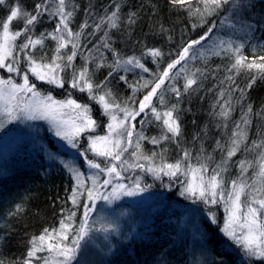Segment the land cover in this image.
I'll list each match as a JSON object with an SVG mask.
<instances>
[{"label":"snow or ice","instance_id":"1","mask_svg":"<svg viewBox=\"0 0 264 264\" xmlns=\"http://www.w3.org/2000/svg\"><path fill=\"white\" fill-rule=\"evenodd\" d=\"M5 3L6 0H0V5ZM171 3L188 7L193 14L201 18L202 22H206V16L216 15L225 5L232 4L231 14H226L221 20L222 27L237 31L239 30L238 25L247 27L250 31L254 27L247 21L234 18L239 15L242 9L248 7L243 3V0H200L203 5L202 9H191L192 0H171ZM69 4L70 0H56L55 6L50 7L49 0H41L32 11L16 5L10 8L6 18L0 19V69H6L8 73H15L22 78V83H17L11 77L7 79L0 77V117L7 118L6 121H0V130H3L5 123L22 118L36 119L39 114L40 118H50L57 125V136L66 140L72 148H79L78 137L80 134L93 131L96 128L97 123L88 115L90 110L87 105H81L74 99L57 101L51 95L41 97L36 84L29 80V72L40 81H46L63 88L65 80L60 76V72L72 68L71 86L80 91L87 90L93 99H97L103 105L105 114L111 118V122L107 125L108 134L89 136V147L85 153H81L87 162V167L97 170L89 177L92 181L91 186H86L84 173L72 165H65L76 179V186L70 197L72 204L80 207L79 198L81 197L88 201L82 206L81 222L76 225L74 222L75 212H69L68 216L61 220L59 228L44 229L42 234L30 240V248L23 264H33L34 260H42L43 264H78L94 230L118 232L114 224L101 223L100 228L95 229L90 214L96 210V201L103 200L111 204L122 196H135L150 187V185L141 187L139 178L133 182L132 186L113 183L114 180L122 178L123 171L133 168L145 169V165L139 163L140 160L151 162L158 155L153 153L151 157L147 156L144 153L142 141L150 140L152 144H160L163 141L176 140L182 136L177 105H167L164 95L167 91L173 92L176 97L182 95L180 89L175 86L165 87L166 81L174 82L175 78L187 67V63H185L173 73V69H176L177 65L201 57L207 59L209 55L220 56L222 53H231L234 62L228 69L230 72L235 71L237 75L241 71L255 73L249 81L248 88H251L257 78L264 79V56H253L251 59L244 56L241 51L244 47L243 43L236 44L230 38L218 37L213 47L203 50L195 49L197 45L203 48L202 42L208 40L213 29L216 28V24L213 22L208 32L197 39L190 40L178 53L177 58L168 63L155 80L144 82L141 87L149 90L141 100L136 102L129 98V100L118 102L112 95L111 89H105L103 83H94L93 73L87 66L95 59L97 68L104 67V58L93 57L89 53L83 66L79 69L74 67L73 62L78 55L81 38L85 29L90 25L85 20L79 26V30L74 32L71 23L77 6L73 5L72 9L68 10ZM46 14L49 17H58L59 22L52 32H42L36 36L35 28ZM134 16L135 13L129 14L128 23H135ZM14 20L22 22L23 26L13 28ZM120 20V5L117 4L110 14L100 18V22L94 25V29L100 31L101 26L105 24L109 31L119 28ZM21 36L24 37V40L17 43ZM49 39L56 43L52 56L47 61L45 60L46 53L37 58L34 55L36 49L38 47L43 49L45 41ZM101 39L102 47L109 49L114 54L113 62L107 65L111 69L108 73L109 77L120 69L130 71L132 68H140L145 72L149 71L136 56L121 58L120 54L112 48L107 31ZM69 45H71L70 49ZM65 49L68 51H63ZM20 54H23L26 70H22L20 67ZM145 54L153 58L163 56L159 49H147ZM197 73L203 75L202 69L196 68L191 74L185 75L184 92L197 85L200 78ZM120 79L127 82L124 76H121ZM227 79L233 80L232 77H227ZM97 90H102L103 94L95 95ZM136 90L138 89H134V92ZM29 93L33 101L36 99L41 101L39 105L28 102ZM154 98L156 103H154ZM220 98L224 99L223 92L220 93ZM157 104L164 106V109L158 108ZM64 108H71L76 112L73 121L62 119L65 113H62L61 109ZM146 110L150 111L154 121L161 122L162 132L159 138H149L144 135L142 130L137 132L136 124L132 123L138 116L145 114ZM117 112L123 113V118H118ZM231 112L230 101L225 100L217 115L225 121L221 126L225 129L226 138L218 139L213 149V153L217 150L220 152L219 161H216L214 154L207 153L201 145L196 156L192 155L191 150L182 148V155L174 163L162 162L159 166H149L147 171L151 172L156 179H162L161 173L169 178L183 176V191L180 195L192 200L193 203L198 201L205 204L223 202L228 214L221 229L223 234L234 244L240 246L245 257L264 260V132L258 134L259 139L251 140L249 143V129L252 124L251 106L247 108V112L239 122H234L231 132H228L227 121L231 119ZM146 122L153 121H140L142 125ZM134 135L135 142L133 141ZM130 147H134V150L129 153L131 157L135 158L132 162L124 158V154ZM256 150L258 151L254 159L245 158L238 162L240 175L235 179L227 180L225 174L228 172L232 158L243 151L253 152ZM86 152L104 157L108 163L102 167L101 163L89 159ZM159 155L163 161V153ZM252 168L257 170L254 172L252 182L249 183L248 172ZM102 175L107 178L101 179ZM109 186H111L110 191L108 190ZM81 189L83 190L81 191ZM209 217L213 223L216 222L214 213L210 212ZM45 252L48 254L47 256L38 255V253Z\"/></svg>","mask_w":264,"mask_h":264},{"label":"trees","instance_id":"2","mask_svg":"<svg viewBox=\"0 0 264 264\" xmlns=\"http://www.w3.org/2000/svg\"><path fill=\"white\" fill-rule=\"evenodd\" d=\"M40 2L41 0H6V3L0 5V8H6L8 15L11 7L20 5L23 9L32 11L34 6ZM49 3L50 7H54L56 0H49ZM243 3L248 7L242 9L239 15L234 18L252 24L254 27L251 31L247 27H239V25L237 26L238 31L231 28L227 30V28L222 27L221 20L226 14H231L232 4L225 5L216 15L206 16V22H202L201 18L193 14L188 7L173 5L171 0H70L68 10H71L73 5L77 6L71 23L74 32L79 30V26L85 20L88 21L90 27L85 29L81 38L82 49L93 52V55L99 53L103 56L105 74L108 77L105 78L106 82L112 80L109 79L108 73L111 69L107 65L113 62L114 54L111 56L110 50L102 47L101 38L104 37L107 24L102 25L100 31H95L94 25L100 22L101 17L110 14L117 4L120 5V14L126 10L135 13L133 17L135 23H131L128 31L129 38H125L126 41L114 45V40H111V36H108L112 48L120 54L121 58L136 56L149 69L147 72L140 68H132L130 71L120 69L110 77L114 79L116 84L131 93L132 100L138 102L149 90L141 87L144 82L155 80L156 76L167 67L168 63L177 58L181 49L190 40L197 39L207 33L213 22H215L216 28L213 29L209 39L202 42L203 48L197 45L195 49L203 50L213 47L218 37L222 39L230 38L236 44H244L241 51L249 59L253 56H264V46L254 48L257 41L264 42V0H243ZM195 8H203L200 0H192L191 9ZM128 17H124L126 21H128ZM50 20L48 28L43 31L38 29V34L35 32L36 36H39L42 32H52L55 29L59 22L58 17H49L47 14L37 26H42ZM15 23L12 25L13 28H15ZM194 25L196 26L194 27ZM125 47L130 48V50L126 51ZM147 49H159L163 56L153 58L146 55ZM233 62L234 57L231 53H222L220 56L209 55L207 59L201 57L189 61V66L192 69H202L203 75L198 73L197 76L200 78L197 85L194 86L193 90H191L193 87L189 89L188 92H184L185 74L183 72L175 78L174 82L166 81L168 86H175L183 93L175 99L173 95L165 92V100L169 105L182 103V106L190 107L189 110H184L183 114H178L180 120L184 118L185 122L189 121L188 127L184 124L185 122L180 123L184 132H191V136H188L190 138L186 139L185 145H194L197 140L201 142L205 134L204 126L209 122V115L215 109L219 113L225 100L230 101L232 108L231 119L228 120V132L232 130L234 122L241 120L249 106L252 107L249 141L259 139L258 134L264 132V79L257 78L251 88H248L249 81L255 73L241 71L237 75L235 71L230 72L228 69ZM185 63L187 62H181V65H177L176 69H173V73L178 71ZM102 69L97 68L93 71L97 74ZM121 76L126 77L127 82L120 79ZM227 77H232L234 82L227 79ZM35 80L31 78V82ZM93 81L94 83H100L94 77ZM35 82L39 91L62 95L58 90L44 83L37 80ZM196 87H199V91L195 90ZM134 89L138 90L134 92ZM97 91L103 94L102 90ZM221 92L224 93L223 100L220 98ZM82 95L77 98V95L72 94V97L80 100ZM129 98L131 97L129 96ZM125 100L127 99L123 101ZM154 103H156L155 98ZM90 105L93 107L94 112H97L96 104L93 102ZM157 107L161 110L164 109L159 104H157ZM146 114L147 110L145 114H141L136 120L143 116L146 121L149 118L151 119L152 116H146ZM99 116L98 119H103L106 122L107 118L102 115L101 118ZM219 120L222 121L223 118L219 116ZM0 121L4 120L0 117ZM217 126L221 127V123L216 124ZM6 127L10 128L11 125ZM7 130L9 129L3 128V130H0V139L3 132ZM141 130L145 136L149 137L143 127ZM222 133L212 139L211 145L226 134L224 128ZM194 137H196V140ZM44 143H47L52 151L64 156L65 161L70 162L71 159H76L74 156L67 157L68 152L59 147L52 139H47L46 142L42 141V144ZM25 151L19 150L15 156H9L10 158H8L9 153L0 150V262L2 264H23L26 253L30 248V240L42 234L46 228L49 230L59 228L61 220L65 219L69 212H75L74 222L79 225L83 214L82 206L87 203L86 199L81 197L79 198L80 207L72 204L70 197L76 186V179L72 172L66 170L60 164L45 161L40 151L38 152L40 156L37 158L23 156V152L26 154ZM169 161L175 162L174 160ZM4 164L7 166L3 167ZM78 164L84 172V164L80 160ZM235 165L238 166V163H235ZM5 168H8V173H6ZM174 182L175 188L164 196L167 204L163 214L173 206L172 203L181 205L179 200L174 198V195H176L177 187H182L184 177L175 178ZM119 208L113 206L106 209L105 219H112L105 221V224H114L118 232L111 231V234L116 239L121 237L120 240H124L125 231L127 230H121L120 222L113 214V210ZM204 209L215 214L216 223L204 220L203 230L205 236L203 238L198 239L194 236L183 235L177 240L179 234L175 224L170 222L166 228L160 225H150L138 229V236L122 243L108 257L105 264H264V260L245 258L244 254H241L238 245L224 238L221 229L225 221L226 211L221 202L204 206ZM174 211V216H178V207ZM197 247H201L200 252L196 249ZM197 252L201 254L199 262ZM38 255L47 256L48 254L45 252L38 253ZM33 264H43V261L34 260Z\"/></svg>","mask_w":264,"mask_h":264},{"label":"rangeland","instance_id":"3","mask_svg":"<svg viewBox=\"0 0 264 264\" xmlns=\"http://www.w3.org/2000/svg\"><path fill=\"white\" fill-rule=\"evenodd\" d=\"M130 13L131 12L126 10L125 12L120 14L121 20H120L119 28L111 29L109 31L108 26H107L105 31L108 32L109 36H111V40H114L113 42L114 45H119L122 43V41H126L125 38H129L128 31H129V28L131 27V24L128 23V21H126L124 17L129 16ZM6 16H7L6 8L5 9L0 8V19H4L6 18ZM14 22H16L15 28H20L23 26L22 22L20 21L14 20L13 23ZM50 22L51 20L48 23L42 24V26L41 25L37 26V28H35V32L38 34L39 32L37 31L38 29H41L42 31L44 29H47L48 24ZM23 40H24V37L21 36L20 39L17 41V43H20ZM262 46H264V42L257 41L254 48L256 49ZM55 47H56V43L54 41L50 39L46 40L43 49H40L38 47L34 55L37 58H39L40 55L46 53L47 56L45 57V60L47 61V59L52 56V52ZM70 48H71V45H69V49ZM82 48H83L82 42L80 41L78 55L73 62L74 67L77 69H79L81 66H83L86 63L85 58L89 57V53H91L93 57L103 58V56L99 53H97V55H93V52L84 51ZM125 49L126 51L130 50V48H127V47H125ZM63 51L67 52L68 49H65ZM109 53L111 54V56H113L112 51H110ZM20 59H21V64H20L21 69L26 70V64L24 62L23 54H20ZM87 66L89 68V71L93 73V77L95 80L99 81L100 83H103L105 85V89H111L112 95L116 98L117 101H123L124 99L129 100V96L132 98L131 93L129 91H126L123 87H120L118 84H116L113 78L109 77V79H112V80H109L107 82L105 81V78H108L105 74V67H100L103 69L99 71L97 74L94 73L95 69H97L95 59L93 60L92 63H89ZM194 70L195 68L192 69L191 66H189L187 62V67L183 73L185 75L191 74V72ZM60 76H62L65 80V84L63 88H60L54 84H49L46 81H40L36 79V77L32 76L31 73L29 72L30 81H31V78L36 79L40 83H44L47 86L52 87L55 90H58V92L62 94V95H54L53 93H50L47 91L38 90L41 94V97H47L51 95L57 101H66L68 99L76 100L74 97H72V94L77 95L76 96L77 98L80 97L81 94H83L82 99L76 100V102L81 105L88 106L90 110L88 115H90L91 118L96 121L97 123L96 128L93 131L81 133L80 136L78 137L80 147L72 148L71 145H69L66 140L56 135L57 125L50 118H40L39 114H37L38 118L36 119L22 118L19 120H14L11 123H5L4 129H9V130H7L6 132H3V135L0 139V150L1 152L9 153L8 158H10L9 156L11 157L13 155L15 156L16 152L19 150H26L25 151L26 154H24L23 152V156H26L28 158L29 157L37 158L38 156H40L38 153L40 151L45 161H48L49 163H53V164H60L64 166L66 170H68V168L65 166L66 164L72 165L73 167L80 170V172H82L81 167L78 164V161L80 160L84 164V170H83L84 172L82 173H84V179L86 181V186L87 185L91 186L92 181L89 177L97 170L90 169L87 167V162L85 161L84 156L81 153H85V150L88 149L89 147V139H88L89 136L95 137V136H104L108 134L107 125L111 122V118L110 116L105 114L103 105L99 103L97 99H93L87 90L80 91L78 88H73L71 86L70 80L72 76V68H69L64 72H60ZM0 77H3L4 79L11 77L17 83H22V78L20 76H17L15 73H8L6 69H0ZM66 78H67V81H66ZM35 81H33L32 83H36ZM169 86H168V83L165 84L166 88ZM194 86L192 89L191 88L190 89L193 90ZM195 90L199 91V87H196ZM167 93L173 95L175 99L177 98L173 92L167 91ZM100 94L101 93H99L98 91L95 92V95L97 96ZM27 100L29 103H35L36 105H39L41 102L39 99H36L35 101H33L31 99L30 93L28 94ZM165 101H166V104L169 105L167 100ZM93 102L96 104L97 112H94L93 107L90 105ZM176 105L178 108V114L179 113L183 114L184 110L190 109V107H187L186 105L182 106V103H177ZM211 106L213 105L211 104ZM61 112L65 113L62 116V119L65 121L71 122L76 117V112L73 111L71 108L61 109ZM98 113L99 115L101 114L102 116L107 118L106 122L103 121V119L101 120L98 119V116H99ZM116 114L118 115V118H123V113L117 112ZM101 115L99 116L100 118H101ZM150 115H151L150 111H147L146 116H150ZM1 119L4 121L7 120L6 117H1ZM208 119H209V122H207L204 126L205 134L203 135L201 142L197 140V142L194 145H185L186 144L185 141L187 138H190L188 136H191V132H184L182 124H181L182 136L180 138H177L176 140L163 141L160 144H152L150 140H144L145 142L142 141L143 150L147 156L151 157L153 153H157L158 155H156V157L151 162L147 160H140L139 163L144 164L145 169L142 170L139 168H133V169H128L127 171H123L122 178L119 180H114L113 183L114 184L124 183L128 186H132L133 182L139 178L141 187H144L145 185H150V187H147L145 191L140 192L135 196H122L120 199L115 200L111 204L103 200L96 201L95 202L96 210L94 211L93 214H91V221L94 222V225H93L94 228L99 229L101 223L105 224V221L107 220L110 221L112 219V218H108L107 220L105 219V216L107 214V213L105 214L106 209L112 208L113 206L120 207L119 209H114L113 214L116 215V217L118 218L119 220L118 222H120L119 225L121 226L120 227L121 230H124V229L127 230V231L124 230L125 239L120 240L121 237L116 239L113 236V234H111V231L104 232V231L94 230L92 233L91 239L88 241L87 245L85 246L82 252L81 257L79 258L78 264H105L108 257L113 253L115 249L121 246L122 243L128 242L131 238L138 236L139 234L138 229L140 230V228L147 227L150 225L152 226L160 225L166 228L168 226L167 224L168 223L170 224V222L172 224H175L177 232L179 234L177 240H179L180 237L183 235L194 236L198 239H201L205 236V233L203 230V222L204 220H208L210 222L212 221L209 217L210 212L205 210L204 206H210L213 204H205L200 201H198L199 203L197 202L193 203L192 200L187 199L185 196L180 195V193L183 191V188L177 187V191L175 193L176 195H174V198L179 200L181 205L172 203L171 205L173 206L170 207V209L165 214H163V210L167 204V200L164 199V196L168 195L169 191L175 188V186L173 185L175 183L174 182L175 178H169L168 176L161 173L162 179H156L151 172L147 171V168L149 166H159L162 162H165L166 159H168L166 160V163H173L172 161H169V160L176 161V159H178L182 155L181 153L182 148H187L191 150L192 155L196 156L197 153L199 152L201 145H203L207 153H213V149L215 148L213 147V145H215V143L211 145V141L214 137H217L216 135L221 134L223 130L222 126L216 127V124L221 123L222 125L223 123H225V121L219 120V116L217 115L216 109L211 112ZM141 120H145V117L143 116L136 121H132V123L136 124V126L138 127L136 129L137 132H139L140 129L143 127V130L147 131L149 138L157 137L158 134L159 136L161 135L162 125L160 121H154L153 117H151V119L149 118L148 121H153V122L151 123L146 122V124L144 123L142 125L140 123ZM185 121L186 120L182 118L180 120V123L185 122ZM227 123H229V121H227ZM184 124L187 125L188 127L189 121L185 122ZM7 125L8 126L11 125V127L7 128L6 127ZM135 138L136 137L134 135L133 137L134 142H135ZM225 138H226V134L221 136L220 140H223ZM47 139L48 140L52 139L59 147L66 150L68 152L67 157L74 156L76 157V159H71L70 162L65 161L66 159H63L64 156H61V154L52 151L47 145V143L42 144V141L46 142ZM194 139L196 140V137H194ZM250 142L251 141H249V143ZM133 150H134V147H130L128 149V152L124 154V158L129 159L130 162L135 160L134 157H131L129 155V153H131ZM257 151L258 150L253 151V152L243 151L241 153H238L235 157H233L232 162L229 166L228 172L225 174L226 179L227 180L235 179L238 175H240L239 167L236 166L235 163L237 164L241 159H245V158L254 159L255 155L257 154ZM161 153H163V157H164L163 161L161 160V156L159 155ZM213 154L216 158V161H219L220 152L217 150ZM86 155L88 156L89 159H93L101 163L102 167H104L108 163V161L104 157L96 156L92 152H86ZM2 166L6 167L7 165L4 164ZM5 170H6V173H8V168H5ZM256 170H257L256 168L249 169V172H248L249 183L252 182V179L254 178V172ZM209 171H211V169H209ZM104 178H107V177L102 175L101 179H104ZM108 190L109 191L111 190V186L109 187ZM221 203L223 204V202ZM182 204H185V205H182ZM176 207H178L179 209L178 216H174L175 214L174 210ZM227 215L228 214L226 212L225 219ZM221 233L224 236V238L228 239L223 234L222 231ZM238 247H239L241 254H244L239 245ZM200 248L201 247H197L196 249L199 251ZM198 255H199L198 257V262H199L201 260V254L200 253L198 254L197 252V256ZM245 258H248V257H245ZM250 259L261 260V259L254 258V257Z\"/></svg>","mask_w":264,"mask_h":264},{"label":"bare ground","instance_id":"4","mask_svg":"<svg viewBox=\"0 0 264 264\" xmlns=\"http://www.w3.org/2000/svg\"><path fill=\"white\" fill-rule=\"evenodd\" d=\"M159 135V134H158Z\"/></svg>","mask_w":264,"mask_h":264}]
</instances>
